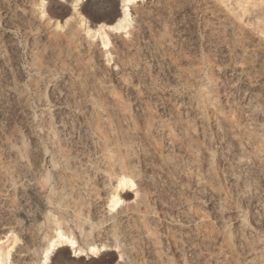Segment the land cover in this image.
Instances as JSON below:
<instances>
[{"label":"rangeland","instance_id":"1","mask_svg":"<svg viewBox=\"0 0 264 264\" xmlns=\"http://www.w3.org/2000/svg\"><path fill=\"white\" fill-rule=\"evenodd\" d=\"M118 7L0 0L12 263L37 264L60 227L106 248L49 264H264V0H134L113 30ZM121 175L134 187L109 213Z\"/></svg>","mask_w":264,"mask_h":264},{"label":"bare ground","instance_id":"2","mask_svg":"<svg viewBox=\"0 0 264 264\" xmlns=\"http://www.w3.org/2000/svg\"><path fill=\"white\" fill-rule=\"evenodd\" d=\"M134 0H118V8L119 14L112 22V29L113 30H124L128 28L131 24V18L129 13V5ZM43 3L41 4V8L43 11ZM41 11V12H42ZM82 22V21H81ZM81 28H84L85 36L89 39H97L99 40L103 49H107L109 46V38L106 33L105 28L103 25H97L95 28L91 29L89 26L87 27L86 23H81ZM15 154V153H13ZM14 157V156H13ZM21 164V163H20ZM134 187V182L132 177L128 175H121L115 180V184L113 186L112 191L108 195L107 200V209H109V213H113L121 204H122V193L126 189H132ZM118 191V198L113 195L115 190ZM57 227V226H56ZM54 232L52 236H50L45 243L44 248L41 251V254L47 253L51 250V256L55 253V251L60 248V246L67 245L69 246L70 250L75 255H79L80 253L86 252L88 257H95L98 253L104 250L106 247L104 246H97L94 244H87L85 247H81L78 245L76 238L72 233L64 232L60 227L53 229ZM3 240L0 239V264H13L11 260V250L13 245L18 241L16 235L13 232H8L3 236ZM12 245L9 247V245ZM115 249H119L120 246L114 245ZM118 262L122 259V254L118 253L117 256ZM50 262V260H49Z\"/></svg>","mask_w":264,"mask_h":264},{"label":"clouds","instance_id":"3","mask_svg":"<svg viewBox=\"0 0 264 264\" xmlns=\"http://www.w3.org/2000/svg\"><path fill=\"white\" fill-rule=\"evenodd\" d=\"M80 2L82 3V0H80ZM118 191L119 190L117 189L113 192V195L116 196L117 198H118ZM137 195L139 194L137 193ZM50 256H51V250H49L47 253L44 254L38 253L36 256L37 264H49Z\"/></svg>","mask_w":264,"mask_h":264},{"label":"water","instance_id":"4","mask_svg":"<svg viewBox=\"0 0 264 264\" xmlns=\"http://www.w3.org/2000/svg\"><path fill=\"white\" fill-rule=\"evenodd\" d=\"M68 9H70V8H68Z\"/></svg>","mask_w":264,"mask_h":264}]
</instances>
